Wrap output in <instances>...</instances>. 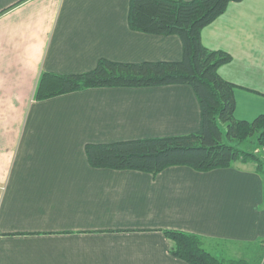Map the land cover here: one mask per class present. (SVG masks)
I'll return each instance as SVG.
<instances>
[{
	"label": "crops",
	"instance_id": "obj_1",
	"mask_svg": "<svg viewBox=\"0 0 264 264\" xmlns=\"http://www.w3.org/2000/svg\"><path fill=\"white\" fill-rule=\"evenodd\" d=\"M130 1L0 0V264H190L171 253L166 230L200 236L225 261L264 251V175L255 163L153 175L88 160L87 144L197 132L191 86L35 97L44 72L83 73L102 58L182 59L178 35L131 28ZM201 38L232 57L218 73L235 86V117L264 115V0L230 3Z\"/></svg>",
	"mask_w": 264,
	"mask_h": 264
},
{
	"label": "trees",
	"instance_id": "obj_2",
	"mask_svg": "<svg viewBox=\"0 0 264 264\" xmlns=\"http://www.w3.org/2000/svg\"><path fill=\"white\" fill-rule=\"evenodd\" d=\"M243 0H131L129 25L149 34L178 35L183 44L180 61L115 62L102 58L90 71L78 74L44 72L35 97L46 99L92 87H154L185 84L195 91L201 124L197 132L142 138L106 144H87L94 167L135 169L157 175L171 166H189L207 172L255 163L264 175V161L252 149H264V115L238 120L235 86L223 79L219 68L232 57L202 43V30L222 15L232 2ZM246 146V147H243ZM173 241L171 253L190 264H251L225 261L203 245V239L181 230H166Z\"/></svg>",
	"mask_w": 264,
	"mask_h": 264
},
{
	"label": "rangeland",
	"instance_id": "obj_3",
	"mask_svg": "<svg viewBox=\"0 0 264 264\" xmlns=\"http://www.w3.org/2000/svg\"><path fill=\"white\" fill-rule=\"evenodd\" d=\"M243 147H246V146H243ZM247 148V147H246ZM251 150H253L254 151V153H256L258 156H260L261 157V159L264 161V149H252L251 148ZM264 246V245H263ZM250 254V253H249ZM239 255V257L241 258L240 260H248V261H250L251 262V264H263V258H264V251H263V253L260 255V257H256V254H250V255H248V256H246V258L245 259H243L244 257H243V255H240V254H238ZM253 255H255V256H253ZM243 257V258H242Z\"/></svg>",
	"mask_w": 264,
	"mask_h": 264
},
{
	"label": "built area",
	"instance_id": "obj_4",
	"mask_svg": "<svg viewBox=\"0 0 264 264\" xmlns=\"http://www.w3.org/2000/svg\"><path fill=\"white\" fill-rule=\"evenodd\" d=\"M4 185L0 184V191L4 190ZM263 264H264V258H263Z\"/></svg>",
	"mask_w": 264,
	"mask_h": 264
}]
</instances>
